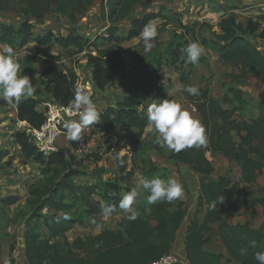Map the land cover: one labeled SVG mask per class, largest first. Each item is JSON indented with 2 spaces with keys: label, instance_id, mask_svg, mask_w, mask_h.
<instances>
[{
  "label": "trees",
  "instance_id": "16d2710c",
  "mask_svg": "<svg viewBox=\"0 0 264 264\" xmlns=\"http://www.w3.org/2000/svg\"><path fill=\"white\" fill-rule=\"evenodd\" d=\"M14 1L25 5L27 9L24 10L23 15L28 18L42 21L49 14L56 13L66 17L75 25L79 17L85 16L96 0ZM141 1L103 0L102 13L104 18L111 21V26L106 29L103 36H98L94 41L80 35L75 29H72L67 36H58L53 32L36 35L29 21L24 22L17 29L0 22V45H10L15 49L35 42L44 47L58 45L72 55L88 53V65L91 69L89 78L95 83V90L103 93L125 77V65L118 52L119 45L138 38L139 32L149 21H156L160 17L166 18L165 8H162L160 14H147L143 18L136 19L127 37L119 36L116 24L127 19ZM219 27L223 34L219 38L220 42L215 44L218 45L221 63L240 68L245 75L264 83V56L249 39V36L258 34V38L264 40L261 23L250 20L244 28L243 24L238 23L234 17L226 16L221 19ZM106 44L111 46L102 49L101 46ZM188 44V41L179 40L177 43L172 42L166 46L163 53L148 62L145 71L138 77L124 82L123 97L119 96L113 105H105L103 108L97 127L104 133H111L118 128L116 133L118 144L113 150V156L116 152L121 154L122 145L127 141L132 153V166L128 163V156H122L124 166L119 167L115 160L118 166L116 177L106 182L104 188L101 187L102 184L86 187L73 180L74 177L82 174L79 170H74L75 167H81L83 164L77 162L75 155L71 154L69 157L66 155V152L70 151L65 149L67 144L60 146V152L49 156L48 163L62 167L66 174L55 186L53 185L54 187L52 186L53 191L50 195L47 194L48 198L47 196L41 198L39 208L33 212L32 217L36 224L29 225L23 236L27 264H151L171 253L188 215L183 202L175 200L171 203L167 201L155 203L153 215L156 226L139 215L135 221L124 219L118 230H104L94 238H89L88 241L77 239L74 244H71L66 234L80 222L70 213V205L66 203V200L73 196L76 201H88L91 196L103 190L99 195L107 201V205L116 204V212L120 210L118 204L123 197L121 193L131 190L127 184L134 180L138 165L136 158L143 146L142 138L148 127L145 104L154 93L157 98L164 95L159 85L166 80V68L179 71L182 82L189 84L186 74L178 68V64L186 60V54L182 52V49ZM91 50H96L97 55H93ZM29 52L34 55L26 57L27 64L42 62L46 65L41 74L44 87L38 92L41 96L44 95L46 100H37L36 97L39 95L36 94V97L24 99L14 107L18 111L19 123L23 122L32 129H38L46 121L48 110L46 105L51 103L66 108L81 78L70 70L65 74L55 68L53 63L60 62L61 56H53L39 49H30ZM42 58L48 60L43 62ZM142 62L145 61L142 60ZM232 91L238 100L241 99L243 93L240 90ZM185 95L190 105L199 114L208 137L207 147H192L179 153L169 150L171 160L186 166L195 175L202 177L197 213H204V218L200 222L195 217L187 229L185 242L187 264H228L222 262L223 256L206 250L210 241L206 233L211 231L214 225H218L222 242L233 260L239 264H258L255 253L264 251V220L260 228L253 229L249 224L232 225L223 218L233 217L241 209H249L250 201L247 197L253 196L251 187L256 183L264 167V100L254 108L258 114L256 117H252L249 121H241L235 116L238 109L225 108L226 105H232L233 101L215 98L207 89H200L199 96L193 97L187 93ZM5 104L0 101L1 106ZM38 107L42 108L43 112L39 111ZM129 132H135V138L131 139L125 135ZM17 142L28 159H35L41 164L47 163L45 155L35 147L25 131L17 135ZM155 150L164 152L165 149L156 146ZM211 154L221 155L234 161L241 168V177L236 181L225 176L213 178L214 166L210 159ZM90 157L97 165L102 160V155L98 152ZM153 167L159 171L157 166L153 165ZM33 193L36 194V191L33 190ZM240 196L244 197L243 206L237 200ZM218 197H222V200H217ZM16 200L17 198H10L7 202L12 205ZM213 201H217L215 210L209 207ZM3 202L6 204V201ZM252 205H262L264 208V197L254 198ZM45 209L55 214L52 216L47 214L44 217L41 212ZM93 209L88 213L98 218L101 212ZM98 224L103 225L101 222ZM41 226L48 230L47 236L39 231ZM63 238L64 241H61L60 239ZM90 241L96 244L92 254L81 257L72 251L73 246L84 249ZM2 247L0 242V262ZM241 249H247L246 254L242 255Z\"/></svg>",
  "mask_w": 264,
  "mask_h": 264
},
{
  "label": "rangeland",
  "instance_id": "374dc122",
  "mask_svg": "<svg viewBox=\"0 0 264 264\" xmlns=\"http://www.w3.org/2000/svg\"><path fill=\"white\" fill-rule=\"evenodd\" d=\"M105 3V2H104ZM103 0H96L93 6L89 8L86 15L79 17L76 24L73 25L69 20L56 13L49 14L42 21H37L23 15L27 8L14 0L0 1V22L16 29L24 22L29 21L33 25V32L36 35H46L48 32L60 36H67L72 29H75L80 35L94 41L98 36H103L106 29L111 26V21L103 16ZM162 8H165L164 15L166 18H158L155 22L158 25L157 44L150 53L145 54L142 42L136 38L123 42L118 47L124 65L125 77L117 84L110 86L105 92L100 93L97 90L92 92V99L96 103L97 108L103 105H113L120 96H124V82L138 77L146 70L148 62L154 57L163 53L164 48L172 42L179 40L188 41V43L198 41L204 48V53L199 58L196 65L191 63L178 64L181 72L185 73L189 84L182 82V75L176 69L166 68V80L161 82L159 87L164 95L157 98L154 93L146 102V111L150 104L159 103L163 99H171L180 102L184 108L192 113L194 118H201L195 108L190 105L185 93L176 91L179 84L194 85L199 89H207L211 95L222 101L225 99L233 101L232 105H226V109H238L236 117L241 121H249L258 114L254 110L257 104L264 100V83L259 82L256 78L245 75L240 68L226 66L220 61L218 45L220 42L222 31L219 23L223 17L232 16L244 28L250 20L258 21L264 30V0H173L166 2L164 0H142L132 11L131 15L116 24L121 37H127L131 24L137 18H143L147 14H160ZM249 39L258 47L264 56V40L258 38V34L249 36ZM206 42V45H205ZM115 45V44H113ZM7 45H0V51ZM111 44H106L101 48H108ZM30 49H39L53 56H61L60 62H54L55 68L65 74L70 71L75 72L79 76L80 83L82 78L90 77L91 69L88 65V53L80 55L68 54L62 47L41 46L35 42H30L23 47L15 48V55L20 63L21 71L18 75H27L33 82L35 92L32 97H36L40 89H43L41 74L45 70L46 65L42 62L27 64L26 57L34 55L30 53ZM93 55H97L96 50H91ZM43 59V58H42ZM46 58L43 59L45 62ZM142 60L145 62L143 63ZM232 90H240L243 94L238 98ZM37 100L45 101L44 95L38 94ZM112 102H109V101ZM109 102V103H108ZM42 111V108L38 107ZM99 110V109H98ZM101 112V110H99ZM18 111L12 106L5 104L0 105V242L2 244L3 255L1 264H20V259L25 260L21 245L23 236L28 226H34L35 220L32 215L36 208H39L42 201L41 198L48 196L53 191L52 186L57 184L66 174L62 167L49 164L50 155H45L47 163H39L35 159H28L17 142V135L23 133V127H19ZM100 123V122H99ZM97 124L90 126V130L83 133L84 145L87 147V153L83 156L76 157L77 162H82L83 166L75 167L74 170L82 172L80 176H76L73 180L86 187L104 184L110 179L116 177L118 166L113 159V150L117 148L116 128L111 133H104L99 130ZM129 138H135V132L125 133ZM57 145L63 146L69 144L66 136L59 139ZM155 135L148 131V127L143 135V146L137 155L138 161L134 180L127 186L130 189L136 188L141 192L138 203L134 207L139 211L140 216L150 221L153 226L157 223L154 220L153 205L147 204V191L139 187L142 179H152L159 176L161 179H176L184 187V196L178 199L185 204L188 215L184 220L183 226L175 241V250L173 255L184 259L183 242L187 235V229L191 222L197 217L200 222L203 221L204 213L198 214L199 210V188L202 177L195 175L191 170L182 164H177L170 159V152L164 148V152L155 150L158 145L154 143ZM79 143V141H76ZM75 143V144H76ZM69 144L72 150L66 152L69 157L75 149ZM257 145V143H255ZM122 156H128V163L133 165L132 153L127 141L122 145ZM96 152L102 155L101 162L97 165L90 156ZM210 159L214 166L212 177L218 179L221 176L230 177L237 180L241 177V168L234 161H230L221 155H210ZM264 164V162H263ZM153 165L157 166L159 171L155 170ZM264 166V165H263ZM53 186V187H54ZM253 196H248L250 201L249 209H241L233 217H224L232 225L249 224L251 228L258 229L262 226L264 220V208L262 205L253 206L254 198L264 197V167L259 174L257 181L252 185ZM33 190L36 194H32ZM31 192V193H30ZM91 196L88 201H76L73 196L67 198L66 203L70 205V213L79 220V224L66 234V238L71 244L77 239L88 241L89 238L101 234L104 230H118L121 222L126 219L128 213L119 210L111 216H104L102 213V204L107 205V201L99 194ZM40 194V195H39ZM49 194V195H47ZM122 196L125 194L121 193ZM17 198L10 205L7 200ZM74 200V201H72ZM243 206L244 197L237 198ZM6 201V204L3 202ZM99 210L101 213L98 218L90 215L88 212ZM42 216L55 213L48 210L41 212ZM98 222L103 224L101 232L96 231ZM188 227V228H187ZM44 235H48V230L44 226L39 227ZM206 237L210 239V243L206 246V250L223 256L222 262L228 264H239L233 260L227 252V248L222 242L218 225H214L211 231L206 233ZM64 241L63 239H60ZM56 241V240H55ZM96 249L94 241H90L84 249L72 247V251L81 257L92 254ZM21 253V255H20ZM183 253V254H182ZM179 259L178 261L180 262ZM182 261V260H181Z\"/></svg>",
  "mask_w": 264,
  "mask_h": 264
},
{
  "label": "clouds",
  "instance_id": "9594fccd",
  "mask_svg": "<svg viewBox=\"0 0 264 264\" xmlns=\"http://www.w3.org/2000/svg\"><path fill=\"white\" fill-rule=\"evenodd\" d=\"M158 25L155 21H149L139 32L138 39L143 44L145 54L150 53L157 44ZM186 54V63L196 65L199 58L204 53L203 46L194 41L182 49ZM21 66L16 58L15 50L10 46H5L0 51V101L8 105L18 106L22 100L34 95L35 88L32 80L27 75H18ZM176 91L187 93L189 96H199L200 89L194 85L179 84ZM69 114H78V119L65 120L62 128L65 130L66 138L69 141H81L83 133L90 126L99 123L101 112L92 99V93L82 88L75 90L73 98L64 109ZM148 131L155 135L154 143L160 148H166L174 153H179L185 149L196 147H207L208 137L203 123L194 118L183 105L171 99H163L159 103H152L147 108ZM113 159L118 162L119 167L124 166V160L120 152H116ZM140 188L146 190L147 204L152 205L159 201L169 203L182 199L184 187L176 179H161L159 176L141 180ZM141 192L136 188L125 193L119 201L118 208L128 215V221H135L140 213L134 207L138 203ZM217 200H222L218 197ZM217 201L210 204V208L215 210ZM104 216H111L117 211L116 204H102ZM67 219V217H65ZM103 225L97 224L96 231L101 232ZM247 249H241V254H246ZM255 260L258 264H264V251L255 253Z\"/></svg>",
  "mask_w": 264,
  "mask_h": 264
},
{
  "label": "built area",
  "instance_id": "2783aa9c",
  "mask_svg": "<svg viewBox=\"0 0 264 264\" xmlns=\"http://www.w3.org/2000/svg\"><path fill=\"white\" fill-rule=\"evenodd\" d=\"M77 88H82L91 93L95 90V83L91 79L83 80L78 84ZM48 110L46 112V121L38 129H32L27 126L26 123H18L19 127H23L26 136L34 143L35 147L44 155H52L53 153L60 152L61 148L57 145L61 137H65V130L62 128V123L69 119H78V114H69L64 111L63 106L57 104H47ZM90 127L85 130L89 131ZM83 135V134H82ZM84 136L79 143L71 141L69 144L75 145L73 155L76 157L83 156L87 153V147L84 145ZM67 144V145H69ZM79 155V156H78ZM179 259L173 255V253L163 256L160 260L155 261L151 264H175L178 263Z\"/></svg>",
  "mask_w": 264,
  "mask_h": 264
},
{
  "label": "crops",
  "instance_id": "0c3cea01",
  "mask_svg": "<svg viewBox=\"0 0 264 264\" xmlns=\"http://www.w3.org/2000/svg\"><path fill=\"white\" fill-rule=\"evenodd\" d=\"M137 19H139V18H137ZM135 21V20H134ZM133 23V22H132ZM131 26H132V24H131ZM131 28V27H130ZM83 80H86V79H90L89 77H86L85 79L84 78H82ZM83 80H81V82L83 81ZM109 103V102H108ZM103 108H105V105H103V106H99V110H101V113L103 112ZM60 141V140H59ZM59 143V142H58ZM76 145V144H75ZM75 145L73 146V148L75 147ZM65 149H67V150H71L70 148H69V145H67L66 147H65ZM72 151V150H71ZM188 228V227H187ZM179 235V234H178ZM178 237V236H177ZM186 237H187V235L185 236V241L183 242V251H184V254H183V257H184V259H181V257H178V259H181L180 260V262H182V263H184V264H187V259H186V250H185V242H186ZM177 239V238H176ZM210 243V242H209ZM208 243V244H209ZM22 244H23V242H22ZM21 247H22V249H23V245H21ZM175 250V243H174V246H173V249H172V251H171V253H173V251ZM22 252L24 253V249L22 250ZM2 255H3V251H2ZM20 255H21V253H20ZM24 256H25V253H24ZM2 258V257H1ZM27 259H26V256H25V260L22 258V259H20V264H27V261H26ZM2 263V259H1V262H0V264Z\"/></svg>",
  "mask_w": 264,
  "mask_h": 264
}]
</instances>
